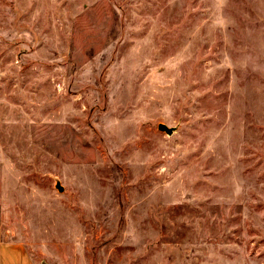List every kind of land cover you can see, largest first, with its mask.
<instances>
[{
  "label": "rangeland",
  "instance_id": "rangeland-1",
  "mask_svg": "<svg viewBox=\"0 0 264 264\" xmlns=\"http://www.w3.org/2000/svg\"><path fill=\"white\" fill-rule=\"evenodd\" d=\"M0 239L264 264V0H0Z\"/></svg>",
  "mask_w": 264,
  "mask_h": 264
},
{
  "label": "crops",
  "instance_id": "crops-1",
  "mask_svg": "<svg viewBox=\"0 0 264 264\" xmlns=\"http://www.w3.org/2000/svg\"><path fill=\"white\" fill-rule=\"evenodd\" d=\"M0 264H35L23 243L0 239Z\"/></svg>",
  "mask_w": 264,
  "mask_h": 264
},
{
  "label": "water",
  "instance_id": "water-1",
  "mask_svg": "<svg viewBox=\"0 0 264 264\" xmlns=\"http://www.w3.org/2000/svg\"><path fill=\"white\" fill-rule=\"evenodd\" d=\"M159 128H160L161 130H166L167 132H171L170 130L167 129L166 126L160 125Z\"/></svg>",
  "mask_w": 264,
  "mask_h": 264
}]
</instances>
